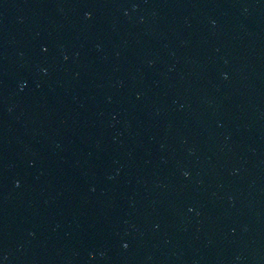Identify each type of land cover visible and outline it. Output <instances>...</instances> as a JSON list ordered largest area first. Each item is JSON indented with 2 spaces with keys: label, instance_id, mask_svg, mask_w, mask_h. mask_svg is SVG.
<instances>
[{
  "label": "water",
  "instance_id": "1",
  "mask_svg": "<svg viewBox=\"0 0 264 264\" xmlns=\"http://www.w3.org/2000/svg\"><path fill=\"white\" fill-rule=\"evenodd\" d=\"M0 264H264V0H0Z\"/></svg>",
  "mask_w": 264,
  "mask_h": 264
}]
</instances>
